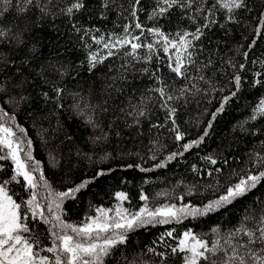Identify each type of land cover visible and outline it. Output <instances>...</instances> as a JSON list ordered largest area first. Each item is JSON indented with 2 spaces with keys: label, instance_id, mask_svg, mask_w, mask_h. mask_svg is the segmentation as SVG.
I'll return each instance as SVG.
<instances>
[{
  "label": "trees",
  "instance_id": "obj_1",
  "mask_svg": "<svg viewBox=\"0 0 264 264\" xmlns=\"http://www.w3.org/2000/svg\"><path fill=\"white\" fill-rule=\"evenodd\" d=\"M76 2L0 0V121L20 135L21 158L31 155L25 163L37 184L30 189L23 177L11 181L12 161L0 160V182L10 181L14 200L27 201L35 192L38 211L50 215L49 191L87 181L54 209L66 223L79 225L97 208L115 204L118 191L131 210L142 204L203 206L264 172V115L256 111L264 100V0H243L231 13L216 0H195L191 9L174 6L162 14L158 9L166 5L157 0H80L83 6L68 14ZM198 26L203 35L188 49L185 76L177 77L168 67L175 50L165 53L163 41L157 43L148 29L171 39ZM123 36H139L132 42L152 43L154 50L142 46L133 57L126 55L130 44L104 47L109 37ZM174 129L183 139L176 140ZM194 141L185 151L183 145ZM262 213L264 178L218 210L136 227L104 264H185L187 253L171 250L184 230L210 245L241 222L254 226ZM27 215L32 234L50 246L48 225Z\"/></svg>",
  "mask_w": 264,
  "mask_h": 264
},
{
  "label": "snow or ice",
  "instance_id": "obj_2",
  "mask_svg": "<svg viewBox=\"0 0 264 264\" xmlns=\"http://www.w3.org/2000/svg\"><path fill=\"white\" fill-rule=\"evenodd\" d=\"M3 3H11V0H3ZM25 3L31 4L32 0H25ZM139 3L140 0H136V4ZM157 3L166 5V7H159L158 9L159 13L162 14L174 6L191 9L195 0H157ZM216 3L229 13L234 9L243 7V0H216ZM82 6L80 0H77L67 9V12L71 14L74 9L78 10ZM132 15H136L135 8ZM190 19L195 20L194 17H190ZM208 26L207 23L203 25L204 28ZM135 27L141 29L142 35V25L136 23ZM124 32L131 35L129 26L125 25ZM148 32L160 38L156 41L157 43L163 41V51L165 53H168L170 48L175 50L173 53L175 60L173 61L170 56L168 67L177 77H184L186 72L185 57L187 55L189 62H191L188 49L192 47L193 40H198L203 35L202 28L198 26L195 32L177 33L176 37L171 39L158 28H150ZM2 35L4 33L0 32V36ZM139 39V36H133L131 41L127 36L116 37L115 39L109 37V42L105 43L104 47H123L130 44L131 52L126 53V55H132L133 57H136V50L142 46L147 47L150 52L154 50L152 43L142 45L132 42ZM100 42V40L96 41V43ZM109 55H113V53L109 51ZM147 59L150 60L151 57L149 56ZM90 61L94 67L95 62H98L96 55L90 57ZM144 71H147V69H144ZM235 80L239 85L240 78L237 76ZM156 91L160 93L161 97H164V88H158ZM167 98L172 99L173 97L168 96ZM225 99L227 100V98ZM256 111L264 115V100L257 106ZM174 112L175 110L171 109L170 115ZM253 119H255V116ZM21 131L23 130L21 129ZM174 131L177 132L176 140L183 139L178 129H174ZM14 137L15 133L12 129L0 123V153L7 149L6 154H0V160L10 159L12 161L14 174L11 176V181H16L17 177H23L27 186L30 189H35L37 187L36 180L29 170L30 166L25 163V159L31 160L32 157L30 154H25V159L21 158L22 149L14 140ZM195 143L197 142L183 145L185 151ZM175 155L177 153H173L172 157ZM172 157H169V159ZM212 163H215V161L213 160ZM163 166V164L157 165V167ZM262 178H264V172L241 179L239 183L228 187L225 194L205 205L202 209L191 208L187 205L177 208L174 204L152 210L145 205L137 212H129L120 206H117L114 210L97 208L95 217H87L79 225L66 223L55 210L60 209L61 202L64 199L73 198L75 193L86 187L87 181L68 191L56 193L49 191V201L46 206L50 215H45L43 211H38L41 209V205L36 202L35 192H32L27 201L18 203L7 189V184L10 181L4 180L0 182V264H104L105 258L111 254L115 247L125 244L126 234L136 227L148 223H168L171 220H179L181 214L202 215L218 210L222 205L231 203L233 199L244 195ZM40 180H43L42 175ZM45 187H47L46 182ZM116 196L120 201L127 199L122 192L117 193ZM140 199L146 201L148 197L141 194ZM22 207L24 208L23 212L21 211ZM113 211L114 215H110L109 213ZM29 212L32 219H39L42 223L48 225V233L51 239L50 246L43 247V241L39 233L32 234V229L26 222L29 219L27 215ZM249 219V217H245V221ZM213 232L218 233V230L213 229ZM166 235L171 236L172 232H168ZM256 245H260V247L257 248ZM171 250L173 253L177 251L187 253L185 264H201V262L203 264H264V213L261 214L259 220L255 221L252 227H249L245 222H241L238 227L223 235L218 233V238L212 241L210 245L191 232H185L177 246ZM149 251L155 253L154 249H149ZM155 254L162 259L165 256V253L162 252ZM132 264H135V262H132Z\"/></svg>",
  "mask_w": 264,
  "mask_h": 264
},
{
  "label": "rangeland",
  "instance_id": "obj_3",
  "mask_svg": "<svg viewBox=\"0 0 264 264\" xmlns=\"http://www.w3.org/2000/svg\"><path fill=\"white\" fill-rule=\"evenodd\" d=\"M0 123H3L5 127H9V128H11L9 125L5 124L4 121H0ZM11 129H12V128H11ZM12 131L15 133V131H14L13 129H12ZM14 140L19 144V147H20V135H19V134L15 133ZM119 192H122V191H118V192H116V194L119 193ZM122 193H124V192H122ZM116 194H115V198H116V199H115V201H116L115 204H113L110 208H106V207H101V208H102V209H113V210H114L117 206H120V207H122V208H124V209H127L129 212H137V211H139V209H140L141 207L145 206L144 204H142L138 209H136V210H131V209L125 204V200H126V199L123 200V201H120V200L117 198ZM124 194H125V193H124ZM224 194H225V193H224ZM217 199H218V198H217ZM217 199H215V200H217ZM215 200H213V201H215ZM210 202H212V201H210ZM210 202L206 203L205 205L209 204ZM168 205H172V204H168ZM205 205H203V206H189V207H191V208H196V209H202ZM162 206H165V205H160V206H157V207H162ZM182 206H184V205H178V206H176V207H177V208H178V207L180 208V207H182ZM157 207L150 208V210L155 209V208H157ZM109 214H110V215H114V211H113V212H110ZM96 215H97V212L95 211V213H94L93 215H90V216H91V217H95ZM90 216H89V217H90ZM184 216H188V215H183V214H181L179 220L182 219ZM157 219H159V218H157ZM172 221H177V220H171L170 222H172ZM185 232H190V231L184 230V231L182 232V234H181L180 239L183 238V234H184ZM180 239H179V240H180Z\"/></svg>",
  "mask_w": 264,
  "mask_h": 264
},
{
  "label": "bare ground",
  "instance_id": "obj_4",
  "mask_svg": "<svg viewBox=\"0 0 264 264\" xmlns=\"http://www.w3.org/2000/svg\"><path fill=\"white\" fill-rule=\"evenodd\" d=\"M62 8V7H61ZM154 24V23H153ZM158 25V24H157Z\"/></svg>",
  "mask_w": 264,
  "mask_h": 264
}]
</instances>
